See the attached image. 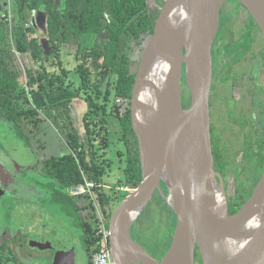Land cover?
<instances>
[{"label": "trees", "instance_id": "trees-1", "mask_svg": "<svg viewBox=\"0 0 264 264\" xmlns=\"http://www.w3.org/2000/svg\"><path fill=\"white\" fill-rule=\"evenodd\" d=\"M233 2L242 7L236 0H230L222 13ZM4 3L5 17L0 20V117L11 124L27 146H30L29 135L38 136L44 131L39 129L40 116L50 119L61 132L69 152L44 162L45 172L53 179V201L74 216L76 225L83 228L67 190L95 185L89 212L93 225L84 224V233L86 247L92 253L97 252L101 246L95 229L96 208L108 227L113 200L122 201L128 195L123 189L134 188L142 180L130 100L138 53L153 34L159 11L147 0H61L63 12L56 11V0H6ZM36 10L46 16L44 37L33 25ZM7 15H10L9 21H6ZM224 15L222 31L229 33L227 51L232 54L234 13L228 11ZM252 20L254 32L261 33ZM92 37L96 38L95 44L91 42ZM44 40L52 50L51 56L44 53ZM65 54L75 57V71L80 77L77 83L69 79L70 70L63 60ZM231 62L234 65L238 60ZM183 93L186 95L183 107L187 109L189 92L184 88ZM30 97L33 101L37 99V106L31 103ZM116 97L127 101V107L116 105ZM230 100L227 96L215 105V113L212 109L209 117L214 169L222 179L231 173L235 183L234 195L228 200L232 216L250 199L264 173V99L257 120L247 117L243 106ZM77 101L86 105L79 118L74 111ZM212 105L210 100V108ZM107 114L118 118L123 132L124 154L119 153L123 156V178L114 188L121 197L115 199L104 192L102 179L106 166L98 158L99 151L105 152L108 148ZM78 121L82 131L75 125ZM161 188L166 194L162 182ZM175 225L174 213L156 191L133 228L142 229L149 248L163 256L172 242ZM195 264H202L197 248Z\"/></svg>", "mask_w": 264, "mask_h": 264}, {"label": "water", "instance_id": "water-1", "mask_svg": "<svg viewBox=\"0 0 264 264\" xmlns=\"http://www.w3.org/2000/svg\"><path fill=\"white\" fill-rule=\"evenodd\" d=\"M161 1L153 34L138 58L130 100L142 180L111 214V255L116 264H137L125 253L133 247L151 264H195L197 248L202 264H264V173L250 199L231 216L212 156V47L220 11L230 0ZM236 1L264 37V0ZM184 88L190 97L187 109ZM156 191L176 217L172 242L160 261L131 238L133 224ZM53 249V264H76L70 237Z\"/></svg>", "mask_w": 264, "mask_h": 264}, {"label": "rangeland", "instance_id": "rangeland-1", "mask_svg": "<svg viewBox=\"0 0 264 264\" xmlns=\"http://www.w3.org/2000/svg\"><path fill=\"white\" fill-rule=\"evenodd\" d=\"M4 1L6 0H0V20L4 17V10L7 8L4 6ZM56 3V11L63 12L61 0H56ZM155 3L157 9L158 6L162 5V3H159L157 0H155ZM32 20L33 25L36 30L39 31L40 36L44 37L46 16L42 12L36 10L33 14ZM249 21H251V16L249 13L246 14V12L238 14L237 19L234 21L232 29L233 32L235 31V34L233 33L232 36L234 43L235 41L236 43L239 42L237 45H243V42L245 44L247 43L244 41L242 33L245 24L249 23ZM255 34H257V32H253V34L249 36L250 41H248V43L258 47L262 40L259 39L258 42V35ZM42 42L44 43L43 49L45 55L51 56L52 50L47 46L45 40ZM91 42L92 44H95L96 38L92 37ZM140 53L141 52H139L138 55H140ZM63 60L65 62V67L70 70L69 79L73 80L74 83H77L80 80V77L75 71V57L65 54ZM217 62H223V59L219 58ZM230 80L233 83V80ZM230 80L228 81L230 82ZM260 80L264 85L263 74L260 76ZM222 91L221 88L218 89V95L220 98H222ZM30 100L31 103L37 106L36 100L33 101L32 97H30ZM85 109L86 105L84 102H76V109L74 111L78 118ZM40 118L39 129H44V131L33 140V149H30L25 145L24 141L15 133L11 124L3 120L0 121V233H5L7 231L8 234L11 235L12 232L16 230L21 233H19V236L17 234L20 240H30L27 248L29 250L32 249L34 253H38L37 256L32 259V263L39 262L37 264H47L48 262L44 260V255L47 256L48 254H52L54 256L55 250L53 249V245L55 243H60L62 239L68 236L73 239L72 242L75 247L76 264H88L82 241V232L76 229L78 226L65 219V214H68L67 211L63 210L60 212L55 210V208L52 209L50 207L51 205L48 206V204L43 203V195L37 196L34 189L25 187L23 183L20 184L14 177L15 174L22 171L29 173L32 167L37 165L41 166L43 158L58 157L69 152V148L67 147L61 132L53 122L44 116H40ZM78 118H75V120ZM106 119L108 123V148L105 152L100 150L98 158L99 161H105L104 165L106 166V175L102 179V184H105L108 189L103 188L104 192L106 195L113 196L115 199L121 197L120 192H117L114 188L117 186V181L123 178V156H121L124 154V146L121 140L123 132L116 116L107 114ZM75 125L80 131H82V125L81 123L79 124V121ZM37 138L38 140L40 139L41 142L38 141ZM37 142L39 143V147L43 144L44 149L39 148ZM119 153H121V155H119ZM39 181L41 184L39 183L37 188H39V186L44 187L42 185V183L45 184L44 181ZM223 184L228 201L233 197L235 190V183L231 173L227 174L223 179ZM13 191L17 192L20 201L17 200L15 203L12 202L13 200L11 199L9 192L12 193ZM93 198L94 197L92 196V199ZM88 200L89 199H85L86 203ZM113 201L114 209L122 202H118L117 200ZM10 202H12L14 206L11 207ZM75 202L79 207L82 206V202H80L79 199H76ZM54 205L56 206L55 202ZM87 212V210H82L81 215L83 218L86 217ZM10 227L12 229H10ZM132 236L135 242H139L142 247L149 248V245H147L146 242L145 233L142 229L139 230L138 227L134 226ZM20 250L25 251L24 246L21 245ZM148 250L151 251L150 248Z\"/></svg>", "mask_w": 264, "mask_h": 264}, {"label": "flooded vegetation", "instance_id": "flooded-vegetation-1", "mask_svg": "<svg viewBox=\"0 0 264 264\" xmlns=\"http://www.w3.org/2000/svg\"><path fill=\"white\" fill-rule=\"evenodd\" d=\"M157 1L159 3H162L161 0H157ZM150 6L156 8L155 7L156 5H150ZM222 9L219 14L218 33H217L216 39L212 47L213 73H212V88H211V92L209 96V103L211 100L213 105L211 108L209 106V111H212L213 109V113H215L214 111L215 105H218L219 103L225 101V98H227L228 96L229 98H232V100H230L231 102H234V103L236 102V105L237 103H239L243 106L242 110L244 111V113H246L247 117H252L254 120H257L256 118L261 113V102H262V99H264V92H263L264 85L262 84V81L260 80V76L262 74L264 75V67H263L264 55L262 53L263 48H264V40L262 39L261 33L257 32V34L255 35H258L257 36L258 42H259V39L262 40V42L260 41L261 42L260 46L257 47V46H253L250 43H248V41H250L249 36L253 34L254 29H255L253 20L251 18V21L245 24V27L243 28L244 31L242 33V37L244 38V41H246L247 43L245 44L243 42L242 43L243 45H237L239 42L236 43L235 41L234 47L232 49L233 53L232 54L229 53L227 51V45H228L230 36H229V33L222 31L223 25L221 22L224 19V16H225L224 14H226V12L228 13V11L234 13V16H233V23H234V21L238 17V14L244 13V12H246V14L248 13L243 7L236 5L234 2L231 3L227 7V9H224L223 13H222ZM231 29H232V26H231ZM259 34H260V37H259ZM219 58L223 59V62H217ZM231 60L233 61L238 60V62L235 63L234 65H231L232 63ZM230 79L233 80V83ZM228 80H230V82ZM219 88L223 90L222 98H220V96L218 95ZM184 97L186 98V95L183 93V98ZM1 120L4 121V119L0 117V121ZM35 138L36 136H33V134H31L30 135V146H27L26 144L25 145L29 147L30 149H33L32 142L33 140H35ZM38 147H39V143H38ZM39 148L44 149L43 144H41ZM45 160L46 158H43L41 166L37 165L35 167H32L29 173L22 171L18 174H15L14 177L15 179L18 180L20 184L23 183L25 187L34 189L37 196L43 195V199H44L43 203L48 204V206L51 205L50 207L52 209L55 208V210L62 212L63 210L59 205H56V206L54 205L53 198L55 194V188L53 187V179L44 170ZM39 180H42V182L44 181L45 184L42 183L44 187L39 186V188H37L39 183L41 184ZM18 182L17 184L19 185ZM94 187L95 185L92 184V186L86 188V191L84 193H81L79 195H72L67 192L68 197L71 198L73 204L76 206V209L78 210L77 214L82 222L81 224H83V228L81 226L76 229L82 232V241H83L84 249L86 252L87 259H88V264H91L92 252L85 245L84 230L86 229V227H84V224L88 223V224L93 225L92 219L89 218V212L92 211V207H91V201L93 200L92 199V188ZM103 188L108 189L107 186H103ZM9 195L11 199L13 200V201L12 200L10 201L14 203L17 200L20 201L16 191H13L12 193L9 192ZM85 195H89L91 198V201H90V198H88L89 200L86 203L85 199L87 198ZM76 199H79L80 202H82L81 207H79L77 203L75 202ZM12 202H10L11 207L14 206ZM82 210L88 211L86 213L85 218H83L81 215ZM98 213H100V211L96 208V215H98ZM65 216H66L65 219H67V221L76 225L74 216H70L69 214H65ZM132 228H131V238L133 239ZM10 229L12 228L10 227ZM19 233L20 232L16 230L13 231L11 235H9L7 231L5 233H2V232L0 233V264H37L39 263V262L32 263V259L36 257L38 253L37 252L34 253L32 249L29 250L27 248V245H29L30 240H20L18 238ZM71 240L73 241V239ZM137 243L139 244V242ZM21 245L24 246L25 251L20 250ZM143 249L154 260L156 261L161 260L162 255H159L158 253L152 250L149 251L148 250L149 248H146V247H143ZM44 260L48 262L47 264H53L54 256L52 254H48L47 256L44 255ZM75 260H76V255H75Z\"/></svg>", "mask_w": 264, "mask_h": 264}, {"label": "built area", "instance_id": "built-area-1", "mask_svg": "<svg viewBox=\"0 0 264 264\" xmlns=\"http://www.w3.org/2000/svg\"><path fill=\"white\" fill-rule=\"evenodd\" d=\"M5 17V16H4ZM10 20V15H7L6 21ZM115 104L126 108L128 102L116 97ZM92 186V184H85L84 186L71 187L67 190L69 194L79 195L86 191V188ZM129 188H124L123 190L128 191ZM96 236L99 238V245L101 249L97 252L92 253L91 264H116L114 261L110 248H109V231L105 222L104 217L98 213L97 223H96Z\"/></svg>", "mask_w": 264, "mask_h": 264}, {"label": "bare ground", "instance_id": "bare-ground-1", "mask_svg": "<svg viewBox=\"0 0 264 264\" xmlns=\"http://www.w3.org/2000/svg\"><path fill=\"white\" fill-rule=\"evenodd\" d=\"M153 1V0H151ZM170 200V199H169ZM126 255L132 258L137 264H151L149 259L145 257L142 252L137 248H127L125 250Z\"/></svg>", "mask_w": 264, "mask_h": 264}, {"label": "crops", "instance_id": "crops-1", "mask_svg": "<svg viewBox=\"0 0 264 264\" xmlns=\"http://www.w3.org/2000/svg\"><path fill=\"white\" fill-rule=\"evenodd\" d=\"M37 100V99H36ZM36 103H39L38 101Z\"/></svg>", "mask_w": 264, "mask_h": 264}]
</instances>
